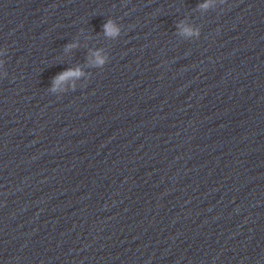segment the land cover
Returning a JSON list of instances; mask_svg holds the SVG:
<instances>
[{
    "label": "water",
    "instance_id": "water-1",
    "mask_svg": "<svg viewBox=\"0 0 264 264\" xmlns=\"http://www.w3.org/2000/svg\"><path fill=\"white\" fill-rule=\"evenodd\" d=\"M0 264H264V0H0Z\"/></svg>",
    "mask_w": 264,
    "mask_h": 264
},
{
    "label": "clouds",
    "instance_id": "clouds-1",
    "mask_svg": "<svg viewBox=\"0 0 264 264\" xmlns=\"http://www.w3.org/2000/svg\"><path fill=\"white\" fill-rule=\"evenodd\" d=\"M200 7L202 8H207L209 7V5L206 3V4H203V5H200ZM104 31H105V35L107 36H116V35H119V27L115 25V22L113 20H109L107 23H105L104 25ZM186 32H189L191 33V29H185ZM197 34L198 31H197ZM76 45H68V48H72V47H75ZM96 63L98 65H103L105 63V57L101 56L99 52H97L96 54ZM82 75V71L81 69L79 68H75V69H67L65 70L64 72L60 73L56 78H55V81H54V84L55 85H59V83L65 79H67L68 77H73V76H80Z\"/></svg>",
    "mask_w": 264,
    "mask_h": 264
}]
</instances>
